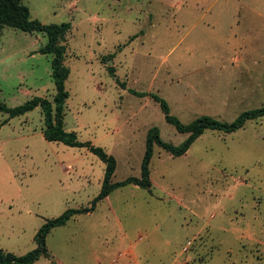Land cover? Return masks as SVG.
Here are the masks:
<instances>
[{
  "label": "rangeland",
  "instance_id": "obj_1",
  "mask_svg": "<svg viewBox=\"0 0 264 264\" xmlns=\"http://www.w3.org/2000/svg\"><path fill=\"white\" fill-rule=\"evenodd\" d=\"M31 18L68 21L63 128L115 159L110 181L139 177L149 127L179 143L154 94L181 122L230 121L264 105V0H21ZM40 31L0 27V100L51 99ZM108 66H111L108 68ZM38 106L0 111V248L22 254L47 218L89 205L104 162L45 139ZM149 187L112 188L44 237L30 264H264V115L204 128L173 155L152 144Z\"/></svg>",
  "mask_w": 264,
  "mask_h": 264
},
{
  "label": "trees",
  "instance_id": "obj_2",
  "mask_svg": "<svg viewBox=\"0 0 264 264\" xmlns=\"http://www.w3.org/2000/svg\"><path fill=\"white\" fill-rule=\"evenodd\" d=\"M4 25L23 31H40L45 34L46 41L38 46L37 51L51 54L50 75L53 81L54 92L51 99L40 95H31L21 103L15 105H6L0 100V111L5 112L9 118L38 106L43 124L41 134L45 139L60 141L67 145L83 144L104 162V167L99 190L90 199L89 205L67 207L56 216L45 219L33 234L34 246L22 254H14L11 251H5L0 248V264H30L39 255H46L47 250L44 237L48 230L53 226L63 224L75 213L90 211L94 203L105 197L112 188L128 182L137 184L140 187H149L148 162L153 143L173 155H179L188 148L189 144L204 128H216L228 132L240 127L248 118L264 115V105H260L242 110L230 121H221L210 115L201 114L188 122H181L176 116L168 113L166 101L154 94V98L159 101L160 108L164 113V119L172 123L178 132H185L186 136L179 143L172 144L160 139L156 127H149L145 134L144 149L139 163V177L127 176L121 180L111 182L109 179L115 166L113 155L107 153L100 146H94L89 141L81 142L76 140L73 131L63 128V105L67 97L64 80L68 74V67L63 63L65 47L62 40L69 28V22H41L29 16L28 7L21 0H0V27ZM110 67L108 66V68Z\"/></svg>",
  "mask_w": 264,
  "mask_h": 264
},
{
  "label": "crops",
  "instance_id": "obj_3",
  "mask_svg": "<svg viewBox=\"0 0 264 264\" xmlns=\"http://www.w3.org/2000/svg\"><path fill=\"white\" fill-rule=\"evenodd\" d=\"M104 198V197H103Z\"/></svg>",
  "mask_w": 264,
  "mask_h": 264
}]
</instances>
